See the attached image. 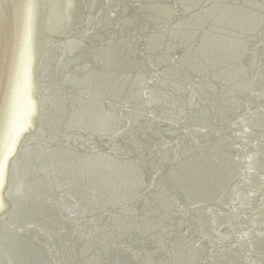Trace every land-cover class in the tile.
Wrapping results in <instances>:
<instances>
[{"label": "water", "instance_id": "obj_1", "mask_svg": "<svg viewBox=\"0 0 264 264\" xmlns=\"http://www.w3.org/2000/svg\"><path fill=\"white\" fill-rule=\"evenodd\" d=\"M0 264H264V0H0Z\"/></svg>", "mask_w": 264, "mask_h": 264}, {"label": "bare ground", "instance_id": "obj_2", "mask_svg": "<svg viewBox=\"0 0 264 264\" xmlns=\"http://www.w3.org/2000/svg\"><path fill=\"white\" fill-rule=\"evenodd\" d=\"M18 31H19L18 35L20 36V37H17V39L19 40L18 43L24 46V35L31 34L32 29H30L28 25H25L24 27L18 28Z\"/></svg>", "mask_w": 264, "mask_h": 264}]
</instances>
